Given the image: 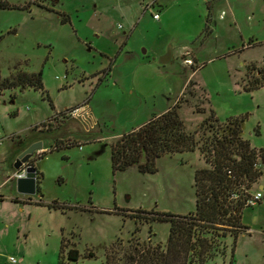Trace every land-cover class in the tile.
I'll return each mask as SVG.
<instances>
[{
	"label": "rangeland",
	"instance_id": "1",
	"mask_svg": "<svg viewBox=\"0 0 264 264\" xmlns=\"http://www.w3.org/2000/svg\"><path fill=\"white\" fill-rule=\"evenodd\" d=\"M2 1L13 7L0 8V74L41 71L43 90L0 91V184L12 172L14 178L16 155L36 138L45 150L33 152V164L55 140L82 145L37 160L41 196L31 195L32 202L12 182L0 187V264L11 256L16 264H104L117 238L118 263L138 242L164 248L169 224L150 222L149 210L192 213L194 170L209 165L195 150L162 155L154 173L113 171L110 144L176 101L188 132L210 108L220 122L246 114L243 137L264 150V87L242 88L257 75H247L250 64L264 67L262 0H155L151 9V0ZM258 166L262 175L250 192L264 185V162ZM261 193L259 204L242 209L240 222L250 231L235 245L229 226L205 234L214 250L203 264H264ZM53 202L65 207L49 208ZM62 236L65 251L73 244L78 250L77 261L60 257ZM89 251L95 256L84 257Z\"/></svg>",
	"mask_w": 264,
	"mask_h": 264
},
{
	"label": "trees",
	"instance_id": "2",
	"mask_svg": "<svg viewBox=\"0 0 264 264\" xmlns=\"http://www.w3.org/2000/svg\"><path fill=\"white\" fill-rule=\"evenodd\" d=\"M57 1L51 0L52 4ZM11 7L13 6L6 1L0 0V8ZM66 21L67 17L62 16L61 22ZM247 69V75L250 70H256L257 75L253 78L248 76L247 84H243L242 88L253 91L264 87V67L256 68L250 64ZM188 83L191 85V80ZM12 88L43 90L41 71L28 73L18 70L6 77L0 74V91ZM179 108L180 104L176 101L164 111L153 114L137 128L122 134L110 144V161L113 171H122L136 166L140 172L154 173L156 172L155 161L162 155L198 150L209 166L194 170V210L186 215L149 210L150 222L159 221L169 224L164 248L158 244L151 246L138 242L131 250L123 252L126 263H118L117 251H115V246L119 244L117 238L109 248L104 250V264H191L192 257L199 260V264H203L214 250L205 234L215 228L216 224L232 228L230 230L234 245L238 234L247 229L240 222L241 211L243 208H252L245 202L252 193L251 185L262 175L258 166L259 161L264 162V150L252 147L243 137L247 115L230 116L220 122L210 108L209 115L203 118L198 129L188 132L179 115ZM198 112L203 111L198 109ZM207 131L210 134L206 133ZM73 145L81 146L82 144L66 145L55 140L53 147L42 151L36 160L48 152ZM36 171V193L41 196L38 184L42 173L37 169ZM2 200L0 196V201ZM14 200L17 201V199ZM35 204L44 205L41 199H38ZM47 206L54 209L65 207L57 202ZM115 212L123 214L127 211ZM140 212L147 213V211ZM65 240L62 236L59 246L60 257L65 256L70 261H77L78 250L73 244V247L65 251V245L68 244ZM94 256L92 251L84 254L87 258Z\"/></svg>",
	"mask_w": 264,
	"mask_h": 264
},
{
	"label": "water",
	"instance_id": "3",
	"mask_svg": "<svg viewBox=\"0 0 264 264\" xmlns=\"http://www.w3.org/2000/svg\"><path fill=\"white\" fill-rule=\"evenodd\" d=\"M169 60V55H165L160 58L162 63H165ZM42 148V142L36 141L26 149H24L18 157L15 159L13 164L14 169H19L22 164H25L24 173L21 177L15 179V189L17 193L24 195H34L36 193L37 187V171L36 167L30 163L29 158L34 151Z\"/></svg>",
	"mask_w": 264,
	"mask_h": 264
},
{
	"label": "built area",
	"instance_id": "4",
	"mask_svg": "<svg viewBox=\"0 0 264 264\" xmlns=\"http://www.w3.org/2000/svg\"><path fill=\"white\" fill-rule=\"evenodd\" d=\"M154 2H155V0H151V1H149V2L145 5V7L148 8V9H151V8L154 6ZM152 16H153V18L156 19V20L159 19V15H158V13H156V12H154V13L152 14ZM184 63H185V64H188V65H191V64H192V61H191V59H185V60H184ZM74 110H76V109H74ZM2 140H3V137L0 136V144H1ZM38 151H41V150L39 149ZM24 167H25V165H24L23 167L20 166V168L17 169V171L13 174V177H14L15 179L18 178V177H21V176L23 175V173H24ZM15 179H14V180H15ZM261 198H262L261 190H257V191H255V192H252V193L249 195V197L247 198L245 204L248 205V206L254 207V206H256V205L258 204V202L261 201ZM8 260L10 261V263H13V264L17 262L16 258H14V257H12V256L9 257Z\"/></svg>",
	"mask_w": 264,
	"mask_h": 264
},
{
	"label": "crops",
	"instance_id": "5",
	"mask_svg": "<svg viewBox=\"0 0 264 264\" xmlns=\"http://www.w3.org/2000/svg\"><path fill=\"white\" fill-rule=\"evenodd\" d=\"M259 42H262V41H259ZM263 43V42H262ZM264 44V43H263ZM264 57V56H263ZM81 109V108H80ZM36 141H40V139L39 138H36L35 140H33L32 141V143L33 142H36ZM31 144V143H30ZM29 144V145H30ZM28 145V146H29ZM27 148V146H25L24 148H22L20 151H19V153L16 155V157H15V159L18 157V155L24 150V149H26ZM40 150H45V148L42 146V148L40 149ZM15 159H14V161H13V164H14V162H15ZM37 161V160H36ZM34 162V166L36 167V169L38 170V167H37V163H38V161L37 162ZM39 172H40V170H38ZM13 173V172H12ZM12 173L10 174V175H8L7 176V178H6V180H3L2 181V183L0 184V187H3L7 182H12L14 185H15V180H14V178H12ZM258 188L260 189V190H263L264 189V185H262V184H258ZM17 192V191H16ZM18 194H20V193H18ZM37 194V193H36ZM21 195H23V196H27V199L26 200H24V201H27V203L28 202H32V200H31V198H29L31 195H24V194H21ZM0 196H2V199L4 200V198H6L4 195H2V193L0 192ZM38 197H39V195H38ZM37 197V198H38ZM3 200L1 201V202H3ZM23 200V199H22ZM36 201H38L37 199H35V200H33V202H36ZM250 231V229H246V233H248ZM263 234H264V231H263ZM8 262L10 263V261L8 260ZM17 263V262H16ZM16 263H14V264H16ZM10 264H13V263H10Z\"/></svg>",
	"mask_w": 264,
	"mask_h": 264
},
{
	"label": "flooded vegetation",
	"instance_id": "6",
	"mask_svg": "<svg viewBox=\"0 0 264 264\" xmlns=\"http://www.w3.org/2000/svg\"><path fill=\"white\" fill-rule=\"evenodd\" d=\"M30 163L32 164V161L30 160ZM25 164H22L21 166L23 167Z\"/></svg>",
	"mask_w": 264,
	"mask_h": 264
}]
</instances>
